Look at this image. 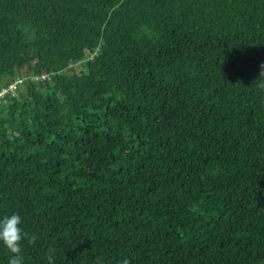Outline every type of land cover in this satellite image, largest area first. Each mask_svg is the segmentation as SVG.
<instances>
[{
	"label": "trees",
	"instance_id": "obj_1",
	"mask_svg": "<svg viewBox=\"0 0 264 264\" xmlns=\"http://www.w3.org/2000/svg\"><path fill=\"white\" fill-rule=\"evenodd\" d=\"M18 76L0 264H264V0H0Z\"/></svg>",
	"mask_w": 264,
	"mask_h": 264
},
{
	"label": "clouds",
	"instance_id": "obj_2",
	"mask_svg": "<svg viewBox=\"0 0 264 264\" xmlns=\"http://www.w3.org/2000/svg\"><path fill=\"white\" fill-rule=\"evenodd\" d=\"M27 79L25 76H18L14 78L9 85L0 86V100L6 97L8 94L9 96H17L18 89L21 88L20 85L24 83Z\"/></svg>",
	"mask_w": 264,
	"mask_h": 264
},
{
	"label": "rangeland",
	"instance_id": "obj_3",
	"mask_svg": "<svg viewBox=\"0 0 264 264\" xmlns=\"http://www.w3.org/2000/svg\"><path fill=\"white\" fill-rule=\"evenodd\" d=\"M76 68H77L78 70H80V69H81V65H76Z\"/></svg>",
	"mask_w": 264,
	"mask_h": 264
}]
</instances>
